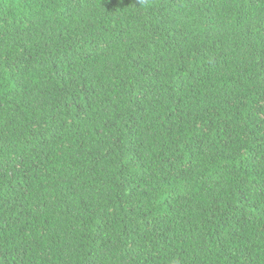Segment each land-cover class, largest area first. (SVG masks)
<instances>
[{
	"label": "trees",
	"instance_id": "obj_1",
	"mask_svg": "<svg viewBox=\"0 0 264 264\" xmlns=\"http://www.w3.org/2000/svg\"><path fill=\"white\" fill-rule=\"evenodd\" d=\"M0 264H264V0H0Z\"/></svg>",
	"mask_w": 264,
	"mask_h": 264
}]
</instances>
